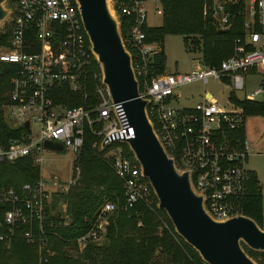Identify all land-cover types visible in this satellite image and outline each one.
Listing matches in <instances>:
<instances>
[{"label": "built area", "instance_id": "1", "mask_svg": "<svg viewBox=\"0 0 264 264\" xmlns=\"http://www.w3.org/2000/svg\"><path fill=\"white\" fill-rule=\"evenodd\" d=\"M145 1L112 0L111 6L119 17L121 41L130 56L138 95L147 101L145 113L153 132L173 165L188 171L189 183L195 193L201 194L203 207L211 218L244 216L243 200L256 194L248 188L252 172L245 166L252 149L244 135L246 115L232 105L229 95L243 91V76L262 75L259 86L238 99L262 102L264 98V0H208L203 11L208 10L219 28L226 27L227 7H238L242 34L232 39L230 54L217 66L207 67L199 60L189 71L176 74L153 73L159 46L147 41L142 30ZM12 2L13 10L3 24L8 38L7 46L0 50V62L13 64L15 70L3 108L13 127H21L24 132L11 139L6 148L0 147V160L12 161L31 154L39 167L44 161L41 152L45 140L69 149L73 160L66 184H49L39 174L32 184L22 185L20 194L10 187L0 189V242L7 243L19 231L25 243L36 244L50 255L52 251L46 246L49 232L44 228L50 199L48 187L58 186L57 192L63 194L77 180L78 167L73 161L82 143L84 125L100 135L99 143L104 147L114 145L105 155L112 172L122 181L123 210L131 209L135 203L148 205L153 193L127 146L124 144L123 148L119 142L131 138L133 131L120 104L110 101L100 83L74 1ZM87 76L93 82L92 103L64 108L52 102V88L65 86L70 91H80L85 88ZM205 78H212L227 89L224 103L217 104L212 94L203 89L200 100L192 105L172 103L179 87ZM257 95H261L260 99H256ZM98 121L102 123L99 131L92 128ZM114 209L112 202L104 201L87 221L86 231L73 239V245L80 248L87 243L98 244ZM59 210L58 224L67 225L65 205L60 203ZM259 221L263 228V209ZM251 259L255 264H264V255Z\"/></svg>", "mask_w": 264, "mask_h": 264}, {"label": "trees", "instance_id": "2", "mask_svg": "<svg viewBox=\"0 0 264 264\" xmlns=\"http://www.w3.org/2000/svg\"><path fill=\"white\" fill-rule=\"evenodd\" d=\"M160 23L157 26L142 28L145 39L155 42L159 52L154 57L153 73H161L164 54L161 44L165 35L181 37L186 52L199 53L200 63L215 67L231 52L232 39L242 34V16L234 5L227 7L229 12L227 31L219 28L215 19L203 8L208 0H157ZM12 0H6L11 7ZM121 24L119 22V32ZM30 34V33H28ZM8 32L0 28V50L7 46ZM15 66L0 62V147L6 148L11 139L19 137L24 130L9 126L3 118V106L7 103L9 80ZM99 69L96 64L95 68ZM85 88L70 91L65 86L51 89L52 102L64 108L85 106L93 102V82L87 76ZM85 98H82V96ZM232 105L240 108L245 115L264 118V103L238 99L230 93ZM101 122L92 128H101ZM82 143L76 159L78 177L65 193H52L46 207L44 228L50 255L36 244L25 243L16 231L7 243L0 242V264H200L196 252L183 242L173 231L162 210L156 208L155 197H150L148 205L135 203L131 209L123 210L122 181L112 172L110 160L105 154L109 147L99 149L100 135L83 126ZM125 148L124 144H121ZM39 177V167L34 164L31 154L15 160H0V189L12 188L20 194L22 185H30ZM248 188L256 194L243 200V215L253 220L259 227L261 209L264 210V197L259 192L256 177L250 173ZM65 203V213L69 218L67 225L58 224L57 200ZM110 201L115 209L107 217L103 242L87 243L76 248L72 241L87 229V221L104 202ZM5 208V207H4ZM264 229V227H263ZM51 233V234H50ZM53 233V234H52ZM244 252L253 258L264 252L252 251L241 244ZM45 258V261L42 259Z\"/></svg>", "mask_w": 264, "mask_h": 264}, {"label": "water", "instance_id": "3", "mask_svg": "<svg viewBox=\"0 0 264 264\" xmlns=\"http://www.w3.org/2000/svg\"><path fill=\"white\" fill-rule=\"evenodd\" d=\"M82 29L99 69L100 83L112 103H119L131 138L121 139L139 165L140 174L149 183L156 208L168 218L174 233L191 247L205 264H255L241 247L264 252V229L246 216L215 220L205 211L201 194L189 183L188 171L177 169L166 157L145 113L147 101L138 95L130 56L119 33V17L112 0H73ZM13 10L0 0V28ZM228 27L217 31H227ZM264 103V98L262 100ZM23 127L26 128V122ZM99 149L104 148L102 143ZM44 150L60 152L55 141L42 142Z\"/></svg>", "mask_w": 264, "mask_h": 264}, {"label": "rangeland", "instance_id": "4", "mask_svg": "<svg viewBox=\"0 0 264 264\" xmlns=\"http://www.w3.org/2000/svg\"><path fill=\"white\" fill-rule=\"evenodd\" d=\"M144 7L146 25L149 27L159 25L160 11L157 0H146ZM161 48L164 54V63L162 67V72L164 73L176 74L187 72L199 62V53L186 52L181 37L178 35H165L162 39ZM261 76L262 75L243 76L244 89L243 91L235 92V97L241 98L243 93L247 94L257 88ZM202 89L210 92L217 104L225 102L227 89L216 80L205 78L202 81L195 80L179 87L176 90L178 95L175 96L172 103L176 105H192L200 100ZM260 97L261 95H257L256 99H260ZM3 118L9 126L13 127L14 123L9 120L4 108ZM244 135L252 149L245 159V166L255 175L259 186V192L264 195V118L261 116L246 115L244 120ZM41 156L44 158V161L39 165V174L41 178L49 184L52 181L66 184L71 174L73 153L64 147L60 152L43 150ZM48 190L50 195H52V193L61 195L57 192L58 186L55 189L48 187ZM60 203L65 205L64 202H61L59 199L57 200L56 206L58 207L59 213ZM103 237L104 234L102 238L98 240V245L103 242Z\"/></svg>", "mask_w": 264, "mask_h": 264}, {"label": "crops", "instance_id": "5", "mask_svg": "<svg viewBox=\"0 0 264 264\" xmlns=\"http://www.w3.org/2000/svg\"><path fill=\"white\" fill-rule=\"evenodd\" d=\"M145 26H147L146 23H145Z\"/></svg>", "mask_w": 264, "mask_h": 264}]
</instances>
